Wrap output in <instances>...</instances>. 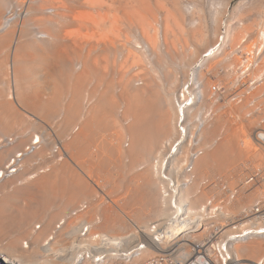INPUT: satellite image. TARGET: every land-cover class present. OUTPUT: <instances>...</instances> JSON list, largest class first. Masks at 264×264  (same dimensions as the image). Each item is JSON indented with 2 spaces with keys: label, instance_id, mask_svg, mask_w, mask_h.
Returning a JSON list of instances; mask_svg holds the SVG:
<instances>
[{
  "label": "bare ground",
  "instance_id": "1",
  "mask_svg": "<svg viewBox=\"0 0 264 264\" xmlns=\"http://www.w3.org/2000/svg\"><path fill=\"white\" fill-rule=\"evenodd\" d=\"M171 1V9L165 8L163 0L155 1L157 10L163 12L159 19L156 6L151 8L145 0H0L1 261L75 264L81 250L119 254L142 229L154 242L159 237L150 233L155 224L166 238L160 242L161 249L180 245L174 255L189 264L184 257H192L191 246L180 244L179 239L195 227L182 224V218L192 221L208 206L216 222H229L230 217L248 213L254 203L264 200L258 179L264 176L263 145L243 136L244 128L228 124L226 135L219 137L228 111L233 112L229 109L235 104L232 95L242 99L264 88V64L255 59L259 63L250 75L258 81L254 89L245 93L247 80L234 83L222 78L218 82L232 93L213 98L210 87L214 81L203 75L205 67L227 44L242 39V33L233 37L227 30L207 46L204 29L187 27L182 0ZM256 31L248 49L263 46L264 23ZM121 38L127 46L120 44ZM118 49L125 55L107 53ZM195 54L200 58L192 69V83L181 84L175 64L187 63ZM249 58L246 68L255 57ZM192 95H202L199 108L189 110L190 120L199 118L191 128L189 120V131L183 133L181 107ZM19 108L40 117L33 115L32 120ZM248 121L252 133L264 130L256 118ZM28 124L38 129L29 134V127L22 128ZM252 124H257L254 130ZM256 161L253 169L260 172L255 176L260 185L256 182L252 191L255 183L247 184V179L254 173L243 178V167ZM211 170L227 177H212ZM91 175L113 186L115 194L124 185L123 196L115 195L123 206L112 202L114 210L109 200V205L101 202L103 187L93 181L97 188H92ZM231 193L237 196L232 198ZM88 214L97 217L87 219ZM60 224L64 226L57 230ZM89 226L92 232L83 236ZM219 226L224 228L223 235L228 234L220 239L222 249L232 229L225 231L223 223ZM196 233L200 236L202 230ZM259 238L264 236L235 243L227 254L242 262L249 257L263 261L264 242ZM155 255L154 250H147L139 261Z\"/></svg>",
  "mask_w": 264,
  "mask_h": 264
},
{
  "label": "rangeland",
  "instance_id": "2",
  "mask_svg": "<svg viewBox=\"0 0 264 264\" xmlns=\"http://www.w3.org/2000/svg\"><path fill=\"white\" fill-rule=\"evenodd\" d=\"M123 3H124V1L125 0H121ZM146 2H147V4H149V6L151 7V8H153V6L155 5L156 6V8H153L154 10H157V2H155V1H157V0H145ZM158 1H161V0H158ZM166 1V2H165ZM163 0V2L165 3V5H163L164 3H162V6H165V8H167V9H171L172 8V1L171 0ZM170 1V2H169ZM130 2H131V0H130ZM132 2H134V0H132ZM168 3V4H167ZM182 3H183V6H184V12H185V14L187 15V17H188V20H187V27H189V28H202V29H204L205 31H206V34H207V36H206V39H205V41H206V43H207V46H209V45H211V44H213V43H215L218 39H219V35H221V36H223V35H225V33L227 32V30H229L230 31V33H231V35L233 36H237V34L239 35V34H241L242 33V39H240L239 38V40H237V41H234L232 44H227L226 45V47H224V49H223V51L221 52V54L217 57V58H214V59H212L208 64H207V66L205 67V70H204V72H203V75L204 76H206L207 78H208V76H209V78H210V82L211 81H214V82H212V83H216V81L218 82H220V81H222L223 82V80H224V82L225 81H227V82H232V80L234 81V83L235 82H239V81H241V80H247L246 82H248V85L246 86V88H247V91L245 92V93H248V91L250 90V88H255V85L257 84V82L258 81H256V80H251V76H252V74H253V71H255L256 70V64H258L259 62H257L255 59H258V60H262L261 61V63H263L264 64V43L263 44H261V45H263V46H261L260 47V49L259 48H257V47H253L252 49H248L247 48V45H249V43L252 41V39H253V37L254 36H256V33L258 32V31H256L257 29H258V26H260L262 23H264V0H182ZM135 4V3H134ZM153 4V5H152ZM168 5H169V8H168ZM70 6H73V8H74V4L72 3V4H70ZM154 6V7H155ZM75 9H77L76 7H75ZM197 10V11H196ZM157 15H158V17H159V19L161 18H163V12L162 11H159V10H157ZM196 15V16H195ZM256 20V21H255ZM253 22H255V24L253 25ZM200 24V25H199ZM62 25L64 26V25H66L65 23L63 24L62 23ZM62 25H61V27H62ZM65 27V26H64ZM253 28L255 29V30H253ZM248 29V32L246 33V30ZM244 32V33H243ZM209 33V34H208ZM224 33V34H223ZM216 34V35H215ZM209 35V36H208ZM233 36V37H234ZM235 36V37H236ZM245 38V39H244ZM190 41H191V43H192V39L190 38ZM240 41H241V44H240ZM120 42V44L122 43V44H125V39H122L121 38V41H119ZM236 44V45H235ZM126 46H127V44H125ZM250 50H251V52H250ZM246 52V53H245ZM103 52H99L98 53V55H104V54H107L108 53V55L109 56H120V55H125V51H119V49L117 50V51H114V53H113V55H111L112 53L111 52H107V53H103ZM241 54H242V56H241ZM194 57L191 59V61H189V62H183V63H176L175 65H176V69H177V71L179 72V78H180V83L181 84H185V85H187V86H190V84L192 83V78H190V77H192V73H193V71H192V69H193V67H194V65H195V63L199 60V58H200V54H195V55H193ZM235 56V57H234ZM245 56H247V57H245ZM249 56H250V58H249ZM252 56V57H251ZM231 57L233 58V59H235L234 61L231 59ZM253 57H255L254 58V60L252 59V61H253V63H251L250 64V62H249V64H250V68H246V63H247V58H249V59H251V58H253ZM236 58H237V60H236ZM243 60V61H242ZM237 62V63H234V62ZM251 61V60H250ZM251 61V62H252ZM118 62V61H117ZM231 62H233L234 63V65L232 64V65H229V64H231ZM243 63V64H242ZM183 64V65H182ZM240 64V65H239ZM236 65H238L237 67H238V69L240 70H238L237 68L235 69L234 67H236ZM242 65V66H241ZM150 66V65H149ZM212 66V68H213V66H214V69H211L210 70V68L209 67H211ZM245 66V67H244ZM263 67L262 68H264V65H262ZM261 68V69H262ZM209 69V70H208ZM235 69V70H234ZM254 69V70H253ZM231 70V71H230ZM264 70V69H263ZM207 71V72H206ZM216 72V73H215ZM225 74H224V73ZM250 72H252V73H250ZM204 73H207V74H204ZM232 73V74H231ZM235 73V74H234ZM255 73V72H254ZM258 73H260V71L258 72ZM215 74V75H214ZM220 74H221V77H220ZM263 75H262V77H261V80H263L264 79V72L262 73ZM114 75L116 76V73H114ZM211 75V76H210ZM251 75V76H250ZM213 76V77H212ZM239 76H240V78H239ZM232 77V78H231ZM243 77H244V79H243ZM219 78V79H218ZM223 78V80H221ZM226 78V79H225ZM247 78H250L249 80L247 79ZM190 79H191V82H190ZM213 79V80H212ZM209 80V79H208ZM252 84V85H251ZM262 88V87H261ZM258 88V90H252V92L250 93V94H244V95H242L243 96V98H245V100L243 101V102H241L240 104L239 103H235V104H232V105H229L230 106V108L229 109H231V111L233 110V112H230V111H228V113H229V116H227L226 118H227V120L230 122H228V121H226L225 120V126L223 125V130H222V132H220L221 133V136H219V137H223V136H225L226 135V132H227V130L229 129V128H227V124L229 125V126H237L236 128H238V127H241L242 129L244 128V130H246L245 132H241V134L243 135V136H245V137H248V139H250L251 140V138H252V142L253 141H257L256 143H258V144H260V145H263V146H261L260 147V149H262V153H263V157H264V130L262 129H259V131L258 130H254V126L255 125H257V124H259L260 125V123L261 124H263V127L262 128H264V88ZM261 89V90H260ZM260 90V91H259ZM256 91H257V93H256ZM230 92V94L232 93L231 91H229ZM239 93V92H238ZM253 93V94H252ZM255 93V94H254ZM229 94V93H228ZM248 95V96H247ZM250 96V97H249ZM252 97V98H251ZM248 98H251V99H248ZM247 99V100H246ZM246 101V102H245ZM255 102H256V104H255ZM240 106H239V105ZM205 105H207V103L205 104ZM211 105V104H210ZM210 105H208V107L210 106ZM226 105H228V104H226ZM233 108H235L236 109V111H234L235 109H232V107ZM207 107V106H206ZM213 107V106H212ZM211 107V108H212ZM19 109H21V108H19ZM24 109H26V108H24ZM24 109H21V111H22V113L23 112H26V116L27 117H30V118H32V120H33V118H35V117H32L33 115H37V114H35V113H33V111H31V110H28V111H23ZM27 110V109H26ZM247 110V111H246ZM29 113V114H28ZM234 114V116L232 117L231 115L232 114ZM235 113H237V115L235 114ZM24 115H25V113H23ZM30 114H32V115H30ZM228 115V114H227ZM251 115V116H250ZM37 116H39V115H37ZM246 116V117H245ZM248 116H250V117H248ZM40 117V116H39ZM231 119H229V118ZM240 117V118H239ZM252 117V118H251ZM254 118H256L257 119V124H252V129L254 130V132L252 133L250 130H251V127L249 126V121L248 120H251V119H254ZM244 120V121H243ZM258 120H259V122H258ZM262 120V121H261ZM233 121V122H232ZM248 121V122H247ZM232 123H233V125H232ZM231 124V125H230ZM29 125V124H28ZM25 126V127H23L22 126V128H28V129H26L27 130V132H29V134L30 133H32V132H34V129L36 128V129H38L37 127V125L35 124V125H29V126ZM213 125V124H212ZM258 125V127H260ZM228 126V127H229ZM248 128H247V127ZM20 129H21V127H20ZM33 129V130H32ZM255 129H256V127H255ZM22 130V129H21ZM225 130H226V132H225ZM23 131V130H22ZM224 131V132H223ZM17 132V131H16ZM249 132H251V134L249 133ZM247 133V134H246ZM262 135V136H261ZM250 136V137H249ZM260 136V137H259ZM54 137V136H53ZM55 138V137H54ZM53 138V139H54ZM57 138V137H56ZM256 140H255V139ZM125 140V143H124V145H123V147H125V145H126V143H127V141H128V139L127 138H125L124 139ZM130 143V142H129ZM130 145H131V143H130ZM130 148H131V146H130ZM125 149V148H124ZM262 157V156H261ZM261 157H259L258 158V160H260L261 159ZM263 157H262V159H263ZM128 160L129 159H127V162H128ZM145 161L144 162H146V160L148 161V160H150V157H149V159L148 158H146V159H144ZM257 160V161H258ZM255 162V163H253V162H251V163H248V165L246 164L243 168H244V177L243 178H248V177H251V174H253L254 173V177L257 175V174H260V172L258 171V169L256 168L255 170L253 169L254 167V164L256 165V163H258L259 165H260V163H261V160L260 161H258V162ZM264 161H262V163H263ZM261 163V164H262ZM263 165H264V163H263ZM262 166V165H261ZM138 167L139 166H137V168L135 169V171L138 169ZM138 172V171H137ZM213 172V173H212ZM220 171H216V170H211L210 171V173H208L210 176H219V174H220V176H222V172L221 173H219ZM231 174L232 173H234V172H232V170L231 171H229ZM249 174V175H248ZM224 175V178H226L227 176H225V175H227L226 173L225 174H223ZM261 175V178H260V176H258L259 178V180H261V185H262V187H264V176L262 175V174H260ZM93 176V177H92ZM246 176V177H245ZM262 176H263V179H262ZM90 177H91V179H90ZM89 177V179H90V184H91V187L92 188H97V186L95 185L96 183H99L100 184V186H102L103 188L101 189L104 193L102 194H100V195H104V196H102L101 197V202H104L105 204H108L109 202V206H111V203L112 202H116L117 201V204H121V202H118V199L117 200H115V198H117V197H115V195H120V194H123L124 193V191H125V189H124V185H122L121 186V189H119L120 191L119 192H116V194L114 193L115 191H117V190H115L114 188H113V186H111V185H108V184H106V186H105V183L103 182V184H102V182H97V179H95V177H94V175H91ZM215 178V177H214ZM88 179V180H89ZM226 180V179H225ZM228 180V179H227ZM226 180V181H227ZM257 180V179H256ZM255 180V184H253L254 186V188L252 189V191L258 186V185H260L258 182H259V180L258 181H256ZM95 182V184H94V182ZM225 181V182H226ZM227 182H230L231 183V179L229 178V180L227 181ZM232 182H235L234 184L236 185L237 183H236V179H234V180H232ZM256 182H257V184H256ZM262 182H263V184H262ZM232 184V183H231ZM241 184V183H240ZM257 185V186H256ZM95 186V187H94ZM256 186V187H255ZM225 187H227V186H224V189H229L228 187L227 188H225ZM251 187V186H250ZM110 189V190H109ZM260 189V188H259ZM97 190V189H96ZM95 190V191H96ZM100 190V192H102ZM107 191H110L109 193L107 192ZM97 192H98V190H97ZM96 192V193H97ZM106 194H109V195H111L110 196V198H109V196L108 195H106ZM99 195V194H98ZM98 195H95V196H98ZM106 195V196H105ZM113 195V196H112ZM121 196H123V195H120V196H118V198L119 197H121ZM235 196H237V194H235ZM104 198V199H103ZM106 198V199H105ZM111 198L113 199L114 198V200H112V201H110L111 200ZM123 198V197H122ZM104 200V201H103ZM109 200V201H108ZM251 199L249 198V201H250ZM263 200V199H262ZM107 201H108V203H107ZM258 201H261V199H259ZM257 201V202H258ZM256 202V203H257ZM95 203H97V202H95ZM256 203H254V204H256ZM115 204V203H114ZM253 204V205H254ZM13 206V205H12ZM115 205H113L112 204V206L111 207H113V209L114 210H116V208L114 207ZM120 206H123L122 204L120 205ZM118 210V209H117ZM90 212H91V210H90ZM239 214V213H238ZM90 214H88V216H89ZM98 216H99V214H98ZM101 216V215H100ZM236 218L234 219V218H232V217H230L229 218V222H231V221H234V220H239V221H241L242 223H244V222H246L247 220H245V221H242L244 218H245V216H247V214L244 212V213H242L241 212V214H239V215H237V214H235L234 215ZM95 217H97V215L96 214H94V215H91V216H89V217H87V219H93V218H95ZM102 217V216H101ZM103 218V217H102ZM153 220H155V219H153ZM158 220V219H157ZM128 221V220H127ZM229 222H227V223H229ZM238 222V221H237ZM128 223V222H127ZM138 224V223H137ZM226 225V224H225ZM128 226H130V223H128ZM241 226V225H240ZM228 227V225H226V228H225V231H226V229H229V228H227ZM128 230H132V227H131V229H130V227H128ZM260 240H262L263 242H264V238H259ZM242 243V242H241ZM176 248H178V250H179V248H180V245H178ZM178 251H176L175 253H177ZM246 257V256H245ZM253 258H255V257H249V261L247 260V261H241L242 262V264L243 263H249V262H251V260H254ZM245 259V258H244ZM256 260V259H255Z\"/></svg>",
  "mask_w": 264,
  "mask_h": 264
},
{
  "label": "built area",
  "instance_id": "3",
  "mask_svg": "<svg viewBox=\"0 0 264 264\" xmlns=\"http://www.w3.org/2000/svg\"><path fill=\"white\" fill-rule=\"evenodd\" d=\"M211 96L213 98H219L223 99L224 96H226L229 92L224 86H221L219 82H216L211 85L210 87ZM202 95H199L198 98L194 95L190 97L188 100V103L182 104L181 112H180V126L183 133H186L188 130L187 122L191 119V111L189 112L190 108L192 110H196L198 107V100L199 97ZM243 99V97H242ZM242 99L239 95L233 94L232 100L235 103L242 102ZM186 111V115L184 114ZM201 115L205 114V111L201 109L199 111ZM194 115H196L194 113ZM193 115V116H194ZM199 118V117H198ZM193 119L190 120V126L193 121L198 120ZM182 125H185L184 128ZM204 125V121L200 124L201 128ZM189 131V130H188ZM200 142V141H199ZM256 180V177H251L247 179V184H253ZM227 188V187H225ZM237 189V188H235ZM232 194V198H235V194ZM212 202H209V206ZM217 203V202H214ZM211 207V206H210ZM209 207L205 206L201 209L199 213L195 216V218L192 221H189L187 218L184 217L181 219V223L184 225H192L195 227V229L191 231L184 232L182 237L179 239L180 244L185 243L191 246L193 255L192 257L186 258L184 257V261H188L189 264H242V260H236L231 256L230 254H227L228 249L230 250L232 245L235 243H241L244 241H247L250 238H253L256 235L264 236V200H261L260 202L256 203L255 206L246 213L247 216L242 221L249 220L248 222L242 223L239 220H234L229 223L227 222H220V219L218 222L215 221V214L213 211H207ZM87 210V207L84 208ZM83 211V210H82ZM258 222H257V221ZM238 221V222H237ZM226 224L228 225L227 228H231L232 231L231 236L228 238V240L223 245L222 249L220 248V239L225 238L228 234L223 235L224 228L219 226V224ZM259 223V224H258ZM157 224H160V222H157ZM240 225H244L247 229L246 231H242L240 228ZM251 225H256L260 229L258 231H255L251 229L250 227H253ZM64 225L60 224L57 228V230L61 229ZM151 234L155 233L159 237H156V240L153 242L147 233H144L143 229H141L138 225L136 227L138 228L137 231H139V234L137 235V239H133L130 241L129 246L126 248V250L121 251L118 253H113V255H108L106 252H98L95 250H81L79 257L77 258V261L75 264H183V260H181L179 257L174 255L176 251H178V248L176 247H169L167 249H161L160 245H162L160 242L164 241L165 234L162 231V229L155 224H152ZM61 227V228H60ZM93 230V226L85 227V229L82 232L83 236H88L89 233H91ZM202 234L199 236V233H196L198 231ZM185 231V230H184ZM150 234V235H151ZM203 235V236H202ZM97 242V241H95ZM104 243V241H99ZM147 250H154L156 252L155 256H152L150 259L146 261H139V259L142 258V255ZM223 250V252H222ZM135 261V263H134ZM240 261V263H239ZM253 262H249L247 264H264L263 261H256L251 260ZM3 262V261H2ZM4 264H7L3 262ZM246 264V263H244Z\"/></svg>",
  "mask_w": 264,
  "mask_h": 264
},
{
  "label": "water",
  "instance_id": "4",
  "mask_svg": "<svg viewBox=\"0 0 264 264\" xmlns=\"http://www.w3.org/2000/svg\"><path fill=\"white\" fill-rule=\"evenodd\" d=\"M0 264H4V263L0 260Z\"/></svg>",
  "mask_w": 264,
  "mask_h": 264
}]
</instances>
